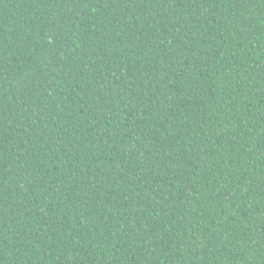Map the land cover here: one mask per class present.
<instances>
[{
    "label": "trees",
    "instance_id": "obj_1",
    "mask_svg": "<svg viewBox=\"0 0 264 264\" xmlns=\"http://www.w3.org/2000/svg\"><path fill=\"white\" fill-rule=\"evenodd\" d=\"M0 264H264V0H0Z\"/></svg>",
    "mask_w": 264,
    "mask_h": 264
}]
</instances>
